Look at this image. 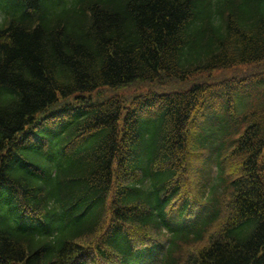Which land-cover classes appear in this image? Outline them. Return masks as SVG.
<instances>
[{"label": "trees", "instance_id": "16d2710c", "mask_svg": "<svg viewBox=\"0 0 264 264\" xmlns=\"http://www.w3.org/2000/svg\"><path fill=\"white\" fill-rule=\"evenodd\" d=\"M0 16V264H264V115L230 112L264 0Z\"/></svg>", "mask_w": 264, "mask_h": 264}, {"label": "rangeland", "instance_id": "374dc122", "mask_svg": "<svg viewBox=\"0 0 264 264\" xmlns=\"http://www.w3.org/2000/svg\"><path fill=\"white\" fill-rule=\"evenodd\" d=\"M257 77L255 76L253 79L248 78L244 80V82L247 85H250L251 83L256 82ZM141 88V87H139ZM130 92L132 90H129ZM126 91V94H128ZM261 103V97L258 95V85H251L244 88L243 94L241 95V104L243 106V113L246 114L247 112L249 115L251 114V120L255 119V117H259V106ZM248 118L245 120L243 125L246 127L248 125ZM211 175H214V172L211 173Z\"/></svg>", "mask_w": 264, "mask_h": 264}]
</instances>
